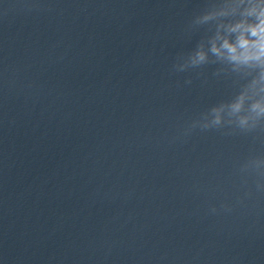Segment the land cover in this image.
<instances>
[{
	"label": "clouds",
	"instance_id": "9594fccd",
	"mask_svg": "<svg viewBox=\"0 0 264 264\" xmlns=\"http://www.w3.org/2000/svg\"><path fill=\"white\" fill-rule=\"evenodd\" d=\"M247 17H254L256 22L250 23ZM208 19L205 16L199 23H206ZM195 23L193 18L189 29H193ZM229 32L235 34L234 40L217 36L210 41L211 46L207 51L201 39L194 51L178 57L174 69L182 72L209 63L226 64L234 66L231 68L232 72H237L238 68L256 69L257 76L243 82L233 81L238 89L235 94L192 120L184 129V136L195 129H227L226 134L245 135L257 131L264 132V0L253 3L247 10L246 17L237 21ZM217 40L220 41L219 45ZM210 56L214 59H210ZM222 71V68H218L215 74L219 76ZM251 171L258 176L256 189L264 192V156L252 157L240 167L242 174ZM244 182L247 183V180ZM224 207L230 210L227 205ZM212 211L215 212L216 209L213 208Z\"/></svg>",
	"mask_w": 264,
	"mask_h": 264
}]
</instances>
